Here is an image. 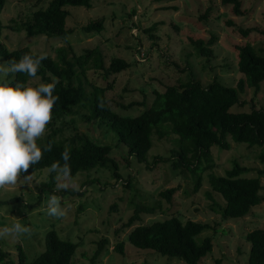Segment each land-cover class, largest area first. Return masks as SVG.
Masks as SVG:
<instances>
[{
    "label": "rangeland",
    "instance_id": "374dc122",
    "mask_svg": "<svg viewBox=\"0 0 264 264\" xmlns=\"http://www.w3.org/2000/svg\"><path fill=\"white\" fill-rule=\"evenodd\" d=\"M47 0H4L0 9V44L8 50L27 47L34 53L50 55L58 67H63L56 49L64 48L66 59H73L86 49H99L103 66L113 57L127 61L130 65L115 74L104 73L103 69L87 65L83 81L89 91L91 84L103 89V96L110 109L119 116H136L147 108L154 97V91L162 92L167 85L197 79L201 84L217 79L224 86H236L238 78L244 79L243 92L239 99L243 106L232 105V112L249 111L251 104L264 108V81L240 74L236 69L234 45L250 43L257 53L264 55V0H241L240 15H233L229 6L219 0H91V7L66 6L68 16L65 26L70 30L64 38L44 35L26 36L23 31L7 27L10 19H17L31 11L44 7ZM206 13L205 19L199 15ZM101 19L102 29L98 32H84L82 26L91 20ZM230 20L228 24L226 21ZM253 29L242 36L240 29ZM214 36L209 46L210 58L198 56L189 38L204 41ZM0 57V64H3ZM11 79V74L9 75ZM44 83L39 78H30L27 83L38 86ZM252 101V103L249 102ZM136 103L127 108L121 105ZM75 127L78 131L98 143L110 147L109 157L115 161L119 178H114V169L93 168L80 170L71 176L80 190H57L56 173L52 172L51 191L39 190L48 181L49 168L35 171L28 183L0 189V228L14 223L31 228V234L17 238H0L3 250L9 259L2 264H16L17 247L29 263L44 248V234L53 228L59 238L77 244L71 264H183L176 257L162 256L150 249L132 246L126 239L127 233L137 224L162 220L171 215L181 221L190 219L207 223L209 228L200 237L209 236L211 250L201 257L197 264H245L249 243L244 235L253 228H264V174L259 175L262 185V201L251 207L241 218L221 219L219 195L209 190L207 171L223 174L233 160L249 168L244 176H257L260 163L259 148L248 147L228 139L229 147H210L212 167L200 172L201 183L192 190L194 176L189 171L177 172L169 163L156 161L149 169L145 164L153 156H170L172 149H178L176 136L167 134L158 138L151 136V146L145 154V162H137L127 154L125 145L118 143L111 130L99 126L96 121L81 118L85 109L76 108ZM68 116L66 117V120ZM59 124H57L58 126ZM48 129V128H47ZM69 131H64L68 134ZM57 140V138H56ZM204 167V165H202ZM169 187H176L170 201L158 198L157 193ZM71 191V192H69ZM60 198L65 210L63 217L47 215L45 209L51 195ZM159 206L152 214H139V220L123 227L136 204ZM105 238L100 253L92 258L97 242ZM199 241V238H196ZM122 242V253L115 251L116 243Z\"/></svg>",
    "mask_w": 264,
    "mask_h": 264
},
{
    "label": "trees",
    "instance_id": "16d2710c",
    "mask_svg": "<svg viewBox=\"0 0 264 264\" xmlns=\"http://www.w3.org/2000/svg\"><path fill=\"white\" fill-rule=\"evenodd\" d=\"M219 1L221 5L229 6L233 15L242 14L241 0ZM3 4L4 0H0V9ZM66 6H82L88 9L91 7V0H47L44 7H39L24 16H18L17 19H10L12 25L7 27L13 31H23L26 36L44 35L64 38L70 33L65 26V19L68 16ZM208 10L209 7L199 15V18L205 19ZM226 22L231 23L230 20ZM102 26V20L96 19L87 22L81 28L84 32H98ZM250 30L254 28L240 29L241 35H247ZM257 31L264 34V30L257 29ZM214 39V36L205 41L202 38H189V42L198 56L210 58L212 52L209 46ZM234 48L237 71L256 79L253 82L256 91L258 83L264 81V55L257 53L248 42L236 44ZM56 53L63 67H58L52 57L47 55V59L41 62L36 76L44 83H52L53 76L59 79L53 91V95L58 96L59 99L52 111L51 123L47 125L45 135L37 140L42 150L49 143L52 149L43 151V158L30 167L29 175L42 168H50L53 163L62 166L64 161L61 153L68 149L71 157L68 162L71 176L80 170L107 168L110 165L114 169L112 172L114 178H119L115 170V161L108 155L110 147L106 144H98L87 134L78 131L74 116L69 117L75 113L76 108L82 107L85 112L82 113L81 118L108 127L117 142L125 145L127 154L133 156L137 162L146 161L145 154L151 146L153 133L158 138L167 134L175 135L178 149H172L170 156H153L152 160L145 164V168L149 169L158 160L169 163L170 168L177 172L189 171L194 176L193 191L200 186V172L204 169L210 170L212 167L210 155L212 145H216L219 149H227L229 139L236 143H244L248 147H258L257 157L262 166L257 169V176H244L249 168L233 160L221 175L207 171L206 181L209 190L219 195L222 200L223 204L219 206V210L223 220L241 218L251 207L262 201L259 175L264 174V108H256L251 104L249 111L229 110L234 104L237 106L245 104L238 96L244 89L243 78H238L236 86H224L215 78L204 85L197 79L167 85L162 92L154 91L151 103L138 115L119 116L107 105L102 88L87 84L91 88L87 91L80 78L83 77L89 64L92 68L103 69L106 75L124 70L130 64L124 59L113 57L104 67L101 53L97 48L86 49L78 56L72 53L73 59H66L64 48H57ZM24 54L40 55L27 47L8 50L0 44V57L4 63L10 60L18 61ZM30 78L32 77L25 73H16L13 83H26ZM249 102L252 103L251 100ZM131 105L136 103L121 105V108ZM64 131L69 133L64 134ZM23 175L25 174H22V177ZM52 177L51 173L48 181L42 183L39 190L50 192ZM175 190L176 187L164 188L157 193V197L169 202ZM158 206L156 202L136 204L132 214L122 226L128 227L139 220L140 213L152 214ZM208 228L207 223L190 219L181 221L177 216L171 215L162 220L135 225L127 233L126 239L136 248L150 249L162 256L176 257L183 264H197L199 259L211 250L210 237H200V234ZM244 239L249 243L245 264H264V228L251 229L245 233ZM43 242V250L29 263H26L25 255L18 246L16 264H71L77 246L75 242L59 238L53 228L45 232ZM106 242L105 238L98 240L92 258L100 253L102 244ZM122 246V242L116 243L115 251L122 253ZM8 256V251L3 250L0 245V264L6 258L9 259Z\"/></svg>",
    "mask_w": 264,
    "mask_h": 264
},
{
    "label": "clouds",
    "instance_id": "9594fccd",
    "mask_svg": "<svg viewBox=\"0 0 264 264\" xmlns=\"http://www.w3.org/2000/svg\"><path fill=\"white\" fill-rule=\"evenodd\" d=\"M45 59L46 54H24L18 61L10 60L0 64V189L15 187L19 183L30 185L32 177L28 170L40 162L43 151L52 149L49 143L42 150L37 140L45 135L47 125L51 123L52 111L59 99L53 95V91L59 79L53 76L52 83L41 82L38 86L13 83L16 73L36 78L40 64ZM61 158L64 161L62 166L53 163L48 169V172L57 174V190H68L71 187L79 191V185L71 180L68 149L61 153ZM22 174L25 175L22 177ZM45 211L52 217L65 215L60 198L54 194L49 197ZM24 234H31V228L18 222L0 228V238L15 239Z\"/></svg>",
    "mask_w": 264,
    "mask_h": 264
}]
</instances>
